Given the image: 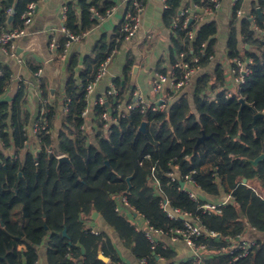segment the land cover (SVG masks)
I'll return each mask as SVG.
<instances>
[{"label": "trees", "instance_id": "16d2710c", "mask_svg": "<svg viewBox=\"0 0 264 264\" xmlns=\"http://www.w3.org/2000/svg\"><path fill=\"white\" fill-rule=\"evenodd\" d=\"M27 1L17 3L14 28L23 25L21 14ZM193 1L203 5L207 0ZM115 3L80 0L79 10L71 3L67 27L76 34L87 32L99 22L92 9L100 18L105 17ZM181 3L182 0H168L164 12V21L171 28V63L177 59L174 52L187 51L189 58L199 56L202 68L208 67L215 53L216 24L199 26L195 40L190 42L188 31L181 26ZM235 8L232 18L236 24L239 4ZM5 9L1 22L7 19ZM251 10L258 28L264 31V0H255ZM233 27L230 58L244 60L238 57V31ZM252 27L249 18L241 22L242 36L250 45V49L244 47V53L253 59L252 72L241 90L229 98L226 68L218 65L198 77L191 100L182 94L163 112L132 111L105 130L102 113L111 109L113 116H119L123 104L132 101L134 89L129 79L134 63L129 58L123 77L114 81L120 94L97 106L96 126H87L82 117L87 106L85 86L95 78L99 65L122 45L125 34L121 31L123 34L117 32L111 44L102 38L84 58L77 52L69 55L63 93L57 92V100L37 117L45 119L50 133L38 135L36 152L26 148L29 136L23 129L31 118L22 108L23 89L11 103L0 101V264H38L39 246L46 239L48 264H120V256L106 232L96 234L87 226L93 221V209L124 247L145 264H198L194 257L177 262V253L170 245L152 242L127 216L116 212L121 196H126L131 207L164 235L184 226L181 217L169 218L162 207L164 201L172 209L191 213L207 231L215 232L216 236L204 235L196 240L209 254L203 257L204 264H264L261 242L254 241L256 245L248 255L236 260L240 251L232 248L247 229L264 232V200L255 192L264 188V159L257 165L253 163L264 154V117L254 123L256 113L264 114V36L261 41L255 39ZM61 53L59 49L57 54ZM9 79L7 72L0 77V96ZM40 88L43 91L44 86ZM50 93L44 89L45 97ZM240 98L248 104L241 114ZM143 122L147 123L145 132L139 130ZM204 134L205 140L198 144ZM5 150L11 152L6 155ZM60 154L69 161L60 164ZM173 164L179 166L182 179L168 176ZM186 175L192 176L203 193L197 200L181 187ZM128 177H132L130 190ZM153 180L159 182L157 188L151 186ZM229 193L234 198L221 213L201 209L204 201H216ZM99 249L110 262L99 258Z\"/></svg>", "mask_w": 264, "mask_h": 264}, {"label": "crops", "instance_id": "0c3cea01", "mask_svg": "<svg viewBox=\"0 0 264 264\" xmlns=\"http://www.w3.org/2000/svg\"><path fill=\"white\" fill-rule=\"evenodd\" d=\"M78 1L80 0H40L39 9L33 23L27 28L26 35L15 41L14 54H5L1 50L0 46V77L5 72L9 73V85L6 87V91L0 96V101H13L18 91L23 89L24 98L22 101L23 110L30 116L31 120L28 125L24 127V131L28 134L29 139L26 142V148L31 150L32 145L37 150L39 142L37 137L33 134L32 125L38 120L37 117H41L46 110L48 104H53L57 98L55 94L64 91L66 86V73H65V61L61 59L58 54L51 55L49 52V43L51 35H56L61 38L59 31L61 25V13L64 6L76 4V9L79 10ZM91 3V0H86ZM19 0H0V31H9L14 29L13 23L15 22V15L17 13L16 7ZM114 11L105 17L100 18L97 13L92 9V13L96 14L98 24L93 29L86 32L85 38L81 43L75 45L73 52H77L81 58L91 54L94 47L102 38H106L109 44L113 41L117 32L121 33V26L128 12L131 10L128 0H115ZM255 0H239V10L242 14L237 15V23H233V11L236 9L234 0H223L221 9L213 16L204 19L199 25L195 24V30L198 32V28L207 22H214L216 24L217 33L215 35L216 42L214 46L215 53L211 55V63L208 67L201 68L199 72L193 78L192 84L183 89L178 96H176L170 105L178 99L182 94H185L188 99H192L193 87L195 81L199 76L203 75L207 71H214L216 66L222 65L226 68V85L229 86V91L237 93L238 89L233 77L234 61L237 59L230 58L229 42L230 36L233 32V25L238 31V49L240 54L238 57H242L245 60L248 55L244 53V47L250 49V45H247L245 38L241 33V22L243 19L249 18L251 20L252 29L255 33V39L262 40L264 31L258 28L256 24V16L252 13V7ZM143 5L145 8L142 25L137 35L131 39L126 40L124 35V41L122 45L117 46L113 50L115 61L111 63L109 73L105 76L95 88L94 96L90 99L92 103L99 95H103L106 90L112 85L117 78H122L124 69L127 64V59H132L133 66L130 72L129 84L131 88V78L133 67L138 66V73L136 75L134 92L143 94L146 99L153 100L154 93L151 87L152 77L156 72L167 73L169 72L171 65V51H170V36L171 28L164 21V12L166 0H144ZM195 5L193 0H182L180 5L181 9L191 7ZM5 9V15L7 19L1 22L2 11ZM180 15V14H179ZM253 17V20L251 19ZM175 23V22H174ZM173 23V25H174ZM193 28V27H192ZM123 34V33H121ZM178 52H174L177 55ZM36 68V70H34ZM42 69L43 74L41 79L35 77L36 72ZM161 70H164L162 72ZM43 85V91L40 86ZM44 89L48 91L50 95L44 96ZM222 89H220L221 91ZM211 93V96H214ZM125 107V106H124ZM62 107L60 106V110ZM66 110V108H65ZM37 118V119H36ZM94 118V117H93ZM96 120V119H95ZM92 118H86V125L95 128L96 122ZM59 125V122H57ZM91 125V126H90ZM11 152L5 150L6 155ZM61 155V154H60ZM187 187V186H186ZM188 189L195 192L197 196L203 194L200 189L195 186L188 185ZM262 189V188H261ZM228 194H223L214 202L224 200ZM132 222L141 219H136L132 215L131 211H128L126 215ZM87 226L93 228L98 232H106L107 236L111 239L114 248L120 256V264H145L136 259L128 249L124 247L118 235L111 229L104 221L98 216L96 220L90 221ZM250 229H247L242 236L237 240H249L247 235ZM155 238L159 242H164L177 253L176 261H186L194 257V253L190 247L182 240L176 242L171 241V237L168 235H155ZM39 246V261L38 264H48L46 258V250L48 239ZM102 253V252H101ZM205 255H209L204 252ZM103 254V253H102ZM106 262V261H105ZM110 262L108 258L107 263ZM202 264L204 259L202 258Z\"/></svg>", "mask_w": 264, "mask_h": 264}, {"label": "built area", "instance_id": "2783aa9c", "mask_svg": "<svg viewBox=\"0 0 264 264\" xmlns=\"http://www.w3.org/2000/svg\"><path fill=\"white\" fill-rule=\"evenodd\" d=\"M39 1L40 0H28L25 11L21 14V19L23 22L22 27L14 28L9 31H0V46L1 50L5 54L11 53L12 56H15V41L22 38L26 35L27 28L33 23L35 16L37 15L39 9ZM144 0H128L130 11L126 15L124 22L121 26V31L125 34L126 40L133 39L137 33L139 32L142 19L144 15ZM167 1L166 0V9H167ZM223 0H207L203 5H193L191 7H187L181 9L180 18H181V26L182 29L188 31V40L193 42L196 36L195 28H192V24L199 25L201 21L204 19H209L215 15L222 6ZM235 6L239 4V0H234ZM114 11V7L107 10L106 15H110ZM242 14L241 10H237V15L240 16ZM102 18V17H101ZM253 20V17L251 18ZM68 7L64 6L61 13V25L59 31L61 33V38H64L63 43L60 42V38L56 35H51L50 43H49V52L51 55H55L58 53L59 49H62V53L60 57L63 61H67L69 55L73 52L75 45H78L85 38L86 32L81 34L73 33L68 27ZM176 25V24H175ZM206 46L205 43L201 45L202 49ZM113 52L110 56H108L98 67L96 71L95 78L86 84V101L87 106L82 112L83 119L92 118L96 119L95 116V108L97 106H103L108 102L110 97L116 98L120 94L119 89L113 82L112 85L106 90L103 95L97 96L94 101L91 103L90 99L94 96L95 88L99 84V82L108 75L109 69L113 59ZM176 60L174 63H171L169 72L160 73L156 72L151 81V87L154 93L153 100H147L146 97L141 93H133L132 101L128 105H124L120 109L119 116H113V111L111 109H107L102 113L101 121L103 122V126L105 130L110 129L112 125H117L119 123V117L125 118L128 113L132 111H140V113L145 114L148 110L152 111H165L173 99L178 96V94L192 84L193 78L197 72H199L202 68L200 65V58L197 55L189 58L187 51H181L177 53ZM253 63V59L248 57L246 60L236 59L234 61L233 68V77L238 89V92L241 90L246 84V79L250 76L252 70L250 68ZM43 74V70L39 69L35 77L37 79H41ZM232 91L227 93V97H232ZM69 103V102H68ZM125 106V107H124ZM67 110V108H66ZM124 111V113H122ZM94 117V118H93ZM85 129V125L81 127ZM32 131L35 136H38L42 133H50L47 122L45 119H38L32 125ZM40 143V141H39ZM65 155H58L57 158H61ZM147 157H149L147 155ZM173 170L168 173V176L171 177L172 180H176L178 177L182 179L184 176L180 175L178 170L180 169L177 164H173ZM150 184L153 188H157L159 186V182L157 180L150 181ZM188 185L195 186L198 188L196 182L193 180L191 175L185 176L184 187L185 190L191 199L197 200L198 196L195 192L188 189ZM187 186V187H186ZM199 189V188H198ZM258 196H260L264 200V188L255 190ZM234 196L229 193L227 197L219 202L214 201H204L201 205V209L207 213H221L222 208L225 207ZM162 207L167 211V214L170 219H176L181 217L184 221V226L181 229L172 230L171 234L168 236L171 237V241L176 242L177 240H182L186 243L188 247H190L194 253V258L197 259L198 264H202V258L204 257V252L206 247L204 245H198L196 240L200 236H216L215 232L207 231L201 223L195 218L191 213L181 212L179 209H172L168 207V202L164 201L162 203ZM116 212L121 215L126 216L128 211L130 210L132 215L136 217V219H141L144 221L140 222L136 220L132 222L138 230H143L146 233V236L152 241L157 242L155 235L164 234L163 231L153 228L149 225L148 220H146L141 213L133 209L130 203L127 200L126 196H121L118 198V206L116 207ZM92 232L98 234L99 232L92 228ZM256 243L254 241L249 240H240V238L236 241V243L232 246L234 251H240L239 255L235 258L238 259L240 257H245L248 255L250 249L255 246ZM142 263H145L144 260H141Z\"/></svg>", "mask_w": 264, "mask_h": 264}, {"label": "water", "instance_id": "95a60500", "mask_svg": "<svg viewBox=\"0 0 264 264\" xmlns=\"http://www.w3.org/2000/svg\"><path fill=\"white\" fill-rule=\"evenodd\" d=\"M138 73V66H134L133 67V72H132V78H131V90H133V86L135 84V79H136V75ZM240 103H241V109H240V114H241V110H243V108L248 104L245 102V100L243 98H240ZM259 117H264V114H261V113H256V115L254 116V123L255 121L259 118ZM146 122H143L139 128L140 131H143L145 132V127H146ZM206 138V135L204 134L198 141V144L203 142ZM264 159V154L260 155L257 159H255L253 161L254 165H257L260 161H262ZM69 159L68 157L66 156H63L61 158H59V163L62 164L63 162H68ZM106 162V165H109L108 164V161H105ZM131 178L132 177H128L126 180H127V183H128V190L131 189ZM244 183H246V179L244 180ZM181 187H184V182H181ZM99 216V213L96 211V209H93L92 210V213L90 215V219L91 220H96V218ZM64 235L67 236V233H66V230H64ZM248 239L252 240V241H257V242H261L262 244H264V232H258V231H255V230H249L248 232V235H247ZM99 258L104 260V261H108V258L105 257L102 253H101V250L99 249Z\"/></svg>", "mask_w": 264, "mask_h": 264}, {"label": "rangeland", "instance_id": "374dc122", "mask_svg": "<svg viewBox=\"0 0 264 264\" xmlns=\"http://www.w3.org/2000/svg\"><path fill=\"white\" fill-rule=\"evenodd\" d=\"M115 56H116V55H114V54H113V56H112V57H113V59H112L113 63H114V61H115ZM34 147H35V146L32 145L31 152L35 151V148H34ZM33 153H34V152H33ZM257 190H258V189H256V191H257ZM46 241H47V240H45L44 242H46Z\"/></svg>", "mask_w": 264, "mask_h": 264}]
</instances>
